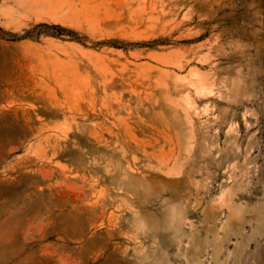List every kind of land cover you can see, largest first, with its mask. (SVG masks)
Returning a JSON list of instances; mask_svg holds the SVG:
<instances>
[{
    "label": "rangeland",
    "instance_id": "374dc122",
    "mask_svg": "<svg viewBox=\"0 0 264 264\" xmlns=\"http://www.w3.org/2000/svg\"><path fill=\"white\" fill-rule=\"evenodd\" d=\"M0 264H264V0H0Z\"/></svg>",
    "mask_w": 264,
    "mask_h": 264
},
{
    "label": "trees",
    "instance_id": "16d2710c",
    "mask_svg": "<svg viewBox=\"0 0 264 264\" xmlns=\"http://www.w3.org/2000/svg\"><path fill=\"white\" fill-rule=\"evenodd\" d=\"M61 29V28H60ZM61 31H62V29H61ZM64 31V30H63Z\"/></svg>",
    "mask_w": 264,
    "mask_h": 264
}]
</instances>
